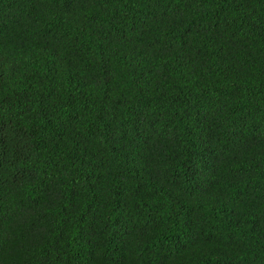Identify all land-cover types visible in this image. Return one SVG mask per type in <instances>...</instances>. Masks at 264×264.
<instances>
[{
  "label": "trees",
  "instance_id": "obj_1",
  "mask_svg": "<svg viewBox=\"0 0 264 264\" xmlns=\"http://www.w3.org/2000/svg\"><path fill=\"white\" fill-rule=\"evenodd\" d=\"M0 264H264V0H0Z\"/></svg>",
  "mask_w": 264,
  "mask_h": 264
}]
</instances>
